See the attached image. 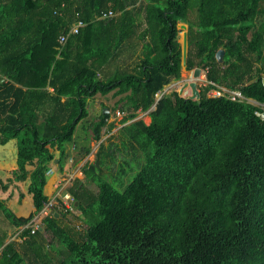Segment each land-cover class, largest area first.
I'll list each match as a JSON object with an SVG mask.
<instances>
[{
    "label": "trees",
    "instance_id": "16d2710c",
    "mask_svg": "<svg viewBox=\"0 0 264 264\" xmlns=\"http://www.w3.org/2000/svg\"><path fill=\"white\" fill-rule=\"evenodd\" d=\"M79 18L87 24L61 43ZM182 23L186 69L207 70L200 101L164 90L181 78ZM218 86L230 91L210 94ZM112 91L131 120L121 144L142 152L120 164L117 185L133 179L120 190L98 173L111 154L101 142L84 178L63 189L84 227L58 208L44 232L23 229L20 248L0 234V264H264V0H0V144L16 140L18 163L0 192L29 180L35 206L18 216L0 198L2 220L24 226L43 208L49 163L55 150L61 164L71 155L80 123L97 141L112 130L111 112L89 118L90 99ZM84 144L77 160L91 152Z\"/></svg>",
    "mask_w": 264,
    "mask_h": 264
},
{
    "label": "crops",
    "instance_id": "0c3cea01",
    "mask_svg": "<svg viewBox=\"0 0 264 264\" xmlns=\"http://www.w3.org/2000/svg\"><path fill=\"white\" fill-rule=\"evenodd\" d=\"M137 4H139V2ZM132 6H130V8ZM139 19H143V14L139 17ZM181 25H184L183 31L188 32V25L186 23H182ZM180 37H181V43H182V36L180 35ZM136 53L139 54L140 49H138ZM182 76H183V70H181L180 79L183 78ZM180 79H176L174 76H172L169 85L167 84L164 90L166 91L167 88H172L174 85H176V83L179 82ZM122 98H123V95L121 94L117 95L115 91H112L108 94L98 93L94 98L90 99L89 108L91 111V115L89 116V118L92 119L93 117H98L101 114V112L102 111L104 112L105 110H108V112L112 113V111L115 112V110L120 109L119 107H116V104ZM122 103H120L119 106H121ZM123 112L126 113L127 111H123ZM112 117L113 115L110 116V118ZM85 142H86V139H85ZM90 144L91 145L93 144L92 132H91ZM1 145H2V148H0V176L5 181H8L10 180L11 177H13L12 172L18 167L17 151L16 153L13 154L10 150H7L9 148H7L5 144H1ZM82 148H83V145H81L79 142L77 143V145L69 144L68 150L71 153V155L66 157V159L62 161V164L58 162L59 151L55 150V159L49 163L50 168L47 171L48 181L45 186V193L48 196L52 197L57 192H61L63 189L69 188L70 186L74 184L76 178H83L82 176L85 175L83 172V166L88 161L87 156L89 154L80 160H77L78 158L76 159L75 157V156L77 157L80 156V152ZM29 167H32V166L29 165ZM50 176H53V179L49 181ZM28 183H29V180L13 181L10 183L9 189H7L6 191L0 192V198L6 202L8 207H10L11 202L19 206L25 203H29V202L32 203L30 207V211L27 214L17 213L13 210L18 216H28L29 214L35 211L33 198L31 194L28 193V190H27ZM55 212H59V210H55ZM60 216H61V213L59 212L58 215H56L55 217L59 218ZM2 221H3L2 216L0 215V222ZM22 227L23 226H16L10 223V226H8L6 230L5 229L1 230L0 234H5L6 236L5 243L3 244V246L8 244L9 242H14L15 245L18 248H20V244L23 241V237H22L23 230L21 231ZM44 230L45 228L43 226V229H40V231L44 232Z\"/></svg>",
    "mask_w": 264,
    "mask_h": 264
},
{
    "label": "rangeland",
    "instance_id": "374dc122",
    "mask_svg": "<svg viewBox=\"0 0 264 264\" xmlns=\"http://www.w3.org/2000/svg\"><path fill=\"white\" fill-rule=\"evenodd\" d=\"M183 28L184 25L181 26V32L180 35L182 36L183 33ZM182 44V43H181ZM183 70V78L179 80L178 83H176V85H174L172 88H167L166 92H171L173 89H177V90H183L182 94H191V88L190 86H184V84L188 83L189 81L192 80L193 77V70H188L186 69L185 66L182 67ZM200 79L202 80H206V69H203L200 75ZM186 80V81H185ZM202 80H199V82H201ZM169 85V84H168ZM224 89L229 90L228 88L224 87ZM230 91V90H229ZM234 91L236 92H240L237 90H233L231 92L234 93ZM212 93V90L210 92V94ZM241 93V92H240ZM161 95H163V91L158 93V97H160ZM250 101L255 102L257 104H260L259 102H257L254 99H250ZM119 112V113H118ZM99 114V113H98ZM113 115L112 118H109V121H113L115 123L114 127L112 128V130L107 131L106 132V128H103V136H102V140L97 141L93 138V144H90L91 141V129H89V121H85L80 123L75 131V141L78 143H80L81 145H85V139H86V146H90L91 147V152L89 153V155L87 156V160L89 161H94L97 158V151L99 150L100 144L101 142H104L105 145V149L108 150L109 152H111V154H109L106 157V162L103 165V169L102 171L98 172L102 175L103 178H105L106 180H108L109 182L113 183L116 187H118L120 190H124V187L133 179L134 174L136 172H128L126 174V176L123 177V180H125V186L124 187H120L117 185V182L119 181V177L116 178L118 170L120 168V164L122 162H125L126 159H128V165L133 164V160L134 158H139L140 156H142V152L140 150H138L137 152H135V155L133 153V149H132V145H131V141L128 139L126 140V142L128 143L127 145H122L121 144V139L120 137V130L121 127L129 122H131V120L123 123V118L125 113L123 111H121L120 109H117L114 111H112L111 113ZM111 115V116H112ZM144 119L147 123H149L151 121V117L148 113V111H140L138 112V116L135 119ZM133 119V120H135ZM84 123V124H83ZM85 125V127H84ZM87 129L86 130L84 129ZM130 144V145H129ZM7 148V150H10L13 154L16 153L17 151V144L15 139L10 140L8 143L5 144ZM69 145V144H68ZM0 148H2V145L0 144ZM128 149V150H127ZM136 165V164H135ZM85 175H83L82 177L84 178ZM116 178V179H115ZM53 179V176H50L49 181ZM89 190L92 192V194H96V192L99 190V187H97L96 183H89ZM26 188V187H25ZM31 202L29 203H25L22 204L21 206L13 204L12 202L10 203V207L12 210H14L17 213H22V214H27L30 211V207H31ZM71 213H69L68 218L69 220H71L72 222L76 223V225L79 227V229L81 230L84 225L82 223V221L75 217L76 214H80V211L76 209V207L72 210H70ZM68 212V211H66ZM2 213V212H0ZM3 217L5 216L3 213L1 214ZM44 225V224H43ZM10 226V222L8 219H4L2 222H0V231L3 229H7V227ZM46 236V235H45ZM50 237V236H49ZM52 245H54L55 247H58L59 242L57 239H50V245L48 246L50 249V253L52 256L57 257V251L55 248H53ZM38 264H43L41 261L38 260Z\"/></svg>",
    "mask_w": 264,
    "mask_h": 264
},
{
    "label": "built area",
    "instance_id": "2783aa9c",
    "mask_svg": "<svg viewBox=\"0 0 264 264\" xmlns=\"http://www.w3.org/2000/svg\"><path fill=\"white\" fill-rule=\"evenodd\" d=\"M114 15L113 10L105 11L101 15L98 16V18H108L110 16ZM87 22L81 18L77 19L72 26L70 27L68 32L62 33L59 37V40L61 43H65L70 34L78 33L80 31V28L85 26ZM207 71V70H206ZM226 91L224 87L218 86L212 89V95H222L223 92ZM231 98L236 99L238 96H241L240 92H230ZM51 172V171H49ZM75 204V198L74 196L66 190H62L61 192H57L55 195H53L43 206V208L39 211H37L34 216L31 218V220L22 227L21 231L25 227L31 228V232L35 233L37 230L41 228L43 225V220L46 216H49L53 210H57L58 208H62L63 210H72Z\"/></svg>",
    "mask_w": 264,
    "mask_h": 264
},
{
    "label": "water",
    "instance_id": "95a60500",
    "mask_svg": "<svg viewBox=\"0 0 264 264\" xmlns=\"http://www.w3.org/2000/svg\"><path fill=\"white\" fill-rule=\"evenodd\" d=\"M224 53H225V50L222 48L217 51L216 57H217V60L219 62L223 61ZM187 56H188V32L183 31V33H182V60H183L182 65L183 66H186ZM202 70L203 69L201 67L194 68L192 80L189 81L188 83L184 84V86L189 85L191 88V94L189 96L191 98L198 99V101H200V96H201L200 90L198 88V84H199V80H202V79H200V75H201ZM2 81H3V79L1 80V82ZM179 92H180V94H182L183 90L181 89ZM104 112H108V110H105ZM58 213L59 212H55V211L53 212V214L55 216L58 215ZM41 229H43V227H41Z\"/></svg>",
    "mask_w": 264,
    "mask_h": 264
},
{
    "label": "bare ground",
    "instance_id": "6f19581e",
    "mask_svg": "<svg viewBox=\"0 0 264 264\" xmlns=\"http://www.w3.org/2000/svg\"><path fill=\"white\" fill-rule=\"evenodd\" d=\"M53 212H54V211H53ZM53 212H52V213H53ZM40 229H41V228H40Z\"/></svg>",
    "mask_w": 264,
    "mask_h": 264
}]
</instances>
